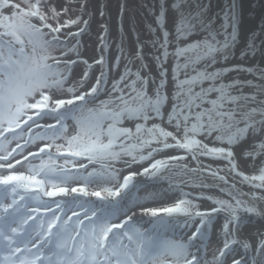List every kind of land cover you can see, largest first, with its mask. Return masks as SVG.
<instances>
[{"label": "snow or ice", "instance_id": "1", "mask_svg": "<svg viewBox=\"0 0 264 264\" xmlns=\"http://www.w3.org/2000/svg\"><path fill=\"white\" fill-rule=\"evenodd\" d=\"M0 264H264V0H0Z\"/></svg>", "mask_w": 264, "mask_h": 264}, {"label": "bare ground", "instance_id": "2", "mask_svg": "<svg viewBox=\"0 0 264 264\" xmlns=\"http://www.w3.org/2000/svg\"><path fill=\"white\" fill-rule=\"evenodd\" d=\"M138 2H139V0H129L130 4H136ZM113 35L115 36V33H113Z\"/></svg>", "mask_w": 264, "mask_h": 264}, {"label": "rangeland", "instance_id": "3", "mask_svg": "<svg viewBox=\"0 0 264 264\" xmlns=\"http://www.w3.org/2000/svg\"><path fill=\"white\" fill-rule=\"evenodd\" d=\"M112 1V3H116L117 2V0H111Z\"/></svg>", "mask_w": 264, "mask_h": 264}, {"label": "flooded vegetation", "instance_id": "4", "mask_svg": "<svg viewBox=\"0 0 264 264\" xmlns=\"http://www.w3.org/2000/svg\"><path fill=\"white\" fill-rule=\"evenodd\" d=\"M110 2L112 3V1L110 0ZM112 4H115V3H112ZM113 33H115V31L113 30Z\"/></svg>", "mask_w": 264, "mask_h": 264}]
</instances>
